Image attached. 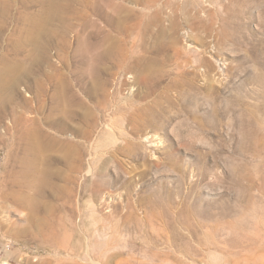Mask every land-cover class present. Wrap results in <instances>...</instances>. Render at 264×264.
Segmentation results:
<instances>
[{
    "label": "rangeland",
    "instance_id": "374dc122",
    "mask_svg": "<svg viewBox=\"0 0 264 264\" xmlns=\"http://www.w3.org/2000/svg\"><path fill=\"white\" fill-rule=\"evenodd\" d=\"M0 264H264V0H0Z\"/></svg>",
    "mask_w": 264,
    "mask_h": 264
},
{
    "label": "bare ground",
    "instance_id": "6f19581e",
    "mask_svg": "<svg viewBox=\"0 0 264 264\" xmlns=\"http://www.w3.org/2000/svg\"><path fill=\"white\" fill-rule=\"evenodd\" d=\"M70 143H71V142H68V143H67V146H69Z\"/></svg>",
    "mask_w": 264,
    "mask_h": 264
}]
</instances>
